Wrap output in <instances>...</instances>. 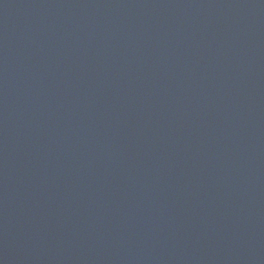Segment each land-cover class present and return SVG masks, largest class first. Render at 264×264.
Here are the masks:
<instances>
[{"label": "water", "instance_id": "1", "mask_svg": "<svg viewBox=\"0 0 264 264\" xmlns=\"http://www.w3.org/2000/svg\"><path fill=\"white\" fill-rule=\"evenodd\" d=\"M0 264H264V0H0Z\"/></svg>", "mask_w": 264, "mask_h": 264}]
</instances>
